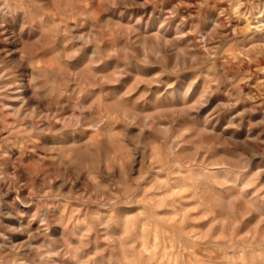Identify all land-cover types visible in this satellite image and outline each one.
Wrapping results in <instances>:
<instances>
[{
  "label": "clouds",
  "instance_id": "clouds-1",
  "mask_svg": "<svg viewBox=\"0 0 264 264\" xmlns=\"http://www.w3.org/2000/svg\"><path fill=\"white\" fill-rule=\"evenodd\" d=\"M0 264H264V0H0Z\"/></svg>",
  "mask_w": 264,
  "mask_h": 264
}]
</instances>
